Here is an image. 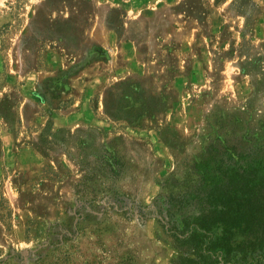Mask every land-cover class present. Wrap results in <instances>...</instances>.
Returning <instances> with one entry per match:
<instances>
[{"label": "rangeland", "instance_id": "1", "mask_svg": "<svg viewBox=\"0 0 264 264\" xmlns=\"http://www.w3.org/2000/svg\"><path fill=\"white\" fill-rule=\"evenodd\" d=\"M0 264H264V0H0Z\"/></svg>", "mask_w": 264, "mask_h": 264}, {"label": "trees", "instance_id": "2", "mask_svg": "<svg viewBox=\"0 0 264 264\" xmlns=\"http://www.w3.org/2000/svg\"><path fill=\"white\" fill-rule=\"evenodd\" d=\"M202 220H206V219H205V218H203V219H198V222H201ZM198 227H199V228H197V229L195 230V232H199V231H201L202 227H200V224H198ZM204 236H207V233H205Z\"/></svg>", "mask_w": 264, "mask_h": 264}]
</instances>
